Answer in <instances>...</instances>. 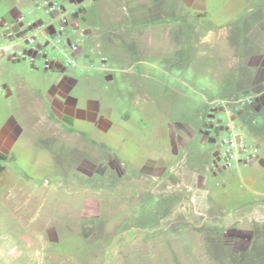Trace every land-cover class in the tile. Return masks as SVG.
<instances>
[{
	"label": "rangeland",
	"instance_id": "rangeland-1",
	"mask_svg": "<svg viewBox=\"0 0 264 264\" xmlns=\"http://www.w3.org/2000/svg\"><path fill=\"white\" fill-rule=\"evenodd\" d=\"M36 1L0 0V20L10 9L28 18ZM259 1L119 0L118 16L132 19L127 47L134 63L128 72L69 69L70 82L41 66L30 70L28 62L9 63L17 79L0 81L7 90L0 89V124L6 120L10 126L26 95L77 134L95 130L99 111L91 106L102 102L110 105L114 125L98 137L97 156L90 149L86 156L79 143L69 147L43 134L19 150L15 146L8 163L0 158L16 177L0 190V264H264V224L254 221L244 231L197 221L183 212L191 209L184 202L191 195L188 185L170 177L167 186L151 189L143 180L135 187L119 177L159 160L168 142L153 138L161 127H192L208 114L210 107L193 96L218 82L213 63L219 73L223 67L213 59L218 44L198 46L197 31L215 30L236 54L247 9ZM232 65L238 72V61ZM69 115L72 122L65 119ZM201 138L209 146L208 136ZM28 192L38 199L28 202ZM246 195L253 196L250 190Z\"/></svg>",
	"mask_w": 264,
	"mask_h": 264
},
{
	"label": "crops",
	"instance_id": "crops-1",
	"mask_svg": "<svg viewBox=\"0 0 264 264\" xmlns=\"http://www.w3.org/2000/svg\"><path fill=\"white\" fill-rule=\"evenodd\" d=\"M44 1L46 0H37L34 3L28 11L29 17L25 19V23L46 20L47 16L42 8ZM58 1L67 2L74 7L75 13L71 15L70 21L78 22L86 28V36L80 41V50L77 54L84 68L125 72L131 69L134 60L133 53L127 47L129 41L127 29L132 25V19L125 15L118 16L116 11L119 0ZM259 2L255 7H249L244 16L245 30L241 31L238 55L233 54L232 49L228 51L231 45L227 49L226 40L221 41L223 37L217 35L215 30L199 29L197 31L198 46L201 43H208L215 48L218 44V52L213 54V59L222 65L223 71L222 73L217 72L216 62L213 61L215 63L211 65L212 76L216 77L218 74V82H213L214 85L211 88L208 87L201 92L199 90L198 94L193 96L194 101H201L207 109L216 102H230L239 97L238 94L251 97L253 103L239 110L237 118L249 140L257 145L258 160L249 165L241 164L234 168H225L216 157L214 138L209 136L203 128L206 111L205 114L195 119V126L181 124L175 127H161L160 132L154 134L153 138L163 136L168 139V142L163 144V152L159 160L146 161L143 163L144 170L137 174L122 172L120 173L122 177L119 176L123 179L127 178L135 187H140L142 180L148 182L146 186L151 189L158 187L162 182L167 186L168 179L174 178L178 185H188L191 190V195L184 200L191 204V209L183 211L190 218L197 221L211 219L216 225L225 226L226 229L234 227L243 228L244 231L251 228L254 221L257 225L264 224V2L263 0ZM36 7L41 9L43 14L33 12ZM20 14L23 13L10 9L6 17L0 21H9L15 28H22L25 24L17 23ZM101 56H105L106 59L102 61ZM233 60L238 61V72L233 70ZM11 61L27 62L26 60H13L9 57L0 58V81L6 84H8L7 81L17 79L15 73L9 70ZM69 69H76V67L65 68L57 65L53 71H43L50 75L57 74L56 77H63L64 80L74 82L73 78L66 75ZM0 89L3 93L7 92L2 85ZM27 99L26 95L20 97L22 106L10 126L6 120L0 124L1 159L8 163L13 158L10 154L15 146L19 150L25 141L34 142L43 134L49 140L64 142L69 147L79 143L86 156L89 149L96 156L102 154V151H99L101 147L98 146V137L114 125L110 117L109 104L102 102L100 105H92L91 107L99 111L96 120L92 122L95 130L89 129L77 134L51 119L43 103H30ZM71 113L74 112L71 111ZM65 119L72 122L71 115L66 116ZM202 134L208 136L209 146L201 144ZM91 156L94 155L91 154ZM96 156L94 159H98ZM85 163H90L95 167L87 158ZM136 167L139 166L136 165ZM86 172L91 174L92 169L87 168ZM13 178L16 180L14 175H10L8 164L0 165V190L8 187ZM248 190L253 196L246 195ZM34 196L37 197L36 193L31 195L28 192L26 200L33 203ZM68 196L69 203L72 190ZM237 200L239 201L236 202Z\"/></svg>",
	"mask_w": 264,
	"mask_h": 264
},
{
	"label": "built area",
	"instance_id": "built-area-1",
	"mask_svg": "<svg viewBox=\"0 0 264 264\" xmlns=\"http://www.w3.org/2000/svg\"><path fill=\"white\" fill-rule=\"evenodd\" d=\"M42 8L46 20L25 23L26 16L20 14L17 23L25 24L22 28L0 21V58L26 60L31 70L41 66L45 71H53L57 65L84 69L77 54L86 28L70 21L75 8L66 7L58 0H46ZM105 59L101 56L102 61ZM252 103L253 99L246 96L210 105L203 128L213 131L215 154L225 168L249 165L259 158L257 145L249 140L237 118L239 110Z\"/></svg>",
	"mask_w": 264,
	"mask_h": 264
},
{
	"label": "trees",
	"instance_id": "trees-1",
	"mask_svg": "<svg viewBox=\"0 0 264 264\" xmlns=\"http://www.w3.org/2000/svg\"><path fill=\"white\" fill-rule=\"evenodd\" d=\"M1 156H3V155H1Z\"/></svg>",
	"mask_w": 264,
	"mask_h": 264
}]
</instances>
